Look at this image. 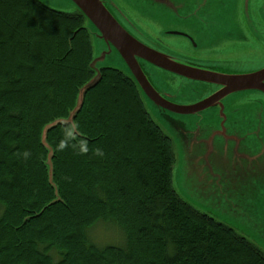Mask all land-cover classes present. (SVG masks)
Returning <instances> with one entry per match:
<instances>
[{
	"label": "trees",
	"instance_id": "trees-1",
	"mask_svg": "<svg viewBox=\"0 0 264 264\" xmlns=\"http://www.w3.org/2000/svg\"><path fill=\"white\" fill-rule=\"evenodd\" d=\"M87 22L77 8L0 0V264H264L177 194L171 139L128 74L91 66ZM71 124L85 155L57 150ZM98 223L117 244L93 243Z\"/></svg>",
	"mask_w": 264,
	"mask_h": 264
},
{
	"label": "rangeland",
	"instance_id": "rangeland-1",
	"mask_svg": "<svg viewBox=\"0 0 264 264\" xmlns=\"http://www.w3.org/2000/svg\"><path fill=\"white\" fill-rule=\"evenodd\" d=\"M41 1L55 10H76L70 0ZM126 1L130 0H121ZM165 1L167 8L163 3L150 9L145 7L149 0H135L133 6L123 5V13L141 30L145 29L140 24H149L152 31L160 34L167 26L186 30L196 41L198 38L201 40L195 48L187 44L182 49L181 43L185 40L174 35L163 36L169 42H175L169 44L167 52L177 60L187 63L192 59L191 63L197 69L221 72L234 68L229 63L246 65L247 56H258V51L263 53L260 47L257 51L249 49L246 39L241 40L245 46L238 49L233 45L225 49L215 44L233 40L231 35L236 27L264 26V0ZM247 6L257 8V13L249 10L243 16ZM161 7L165 9L160 10ZM171 8H174V21L166 25L163 22H170L168 9ZM86 26L91 33L95 69L111 67L128 73L117 51L99 36L89 22ZM205 32L208 34L203 35ZM205 39L206 42L203 41ZM228 50H233V53L229 55ZM260 62H263L262 66L264 57ZM152 73L150 81L154 88L176 105L199 101L216 87L187 79L184 83L177 76L171 75V78L157 69ZM246 92L249 99L258 96L245 90L241 94L229 93L221 99V110L213 106L192 114L162 111L147 98L144 105L151 119L173 144L172 185L177 194L193 208L229 226L264 252V107L243 106L242 95L247 96ZM88 235L98 246L115 245L119 240L112 225L105 223L94 225Z\"/></svg>",
	"mask_w": 264,
	"mask_h": 264
},
{
	"label": "water",
	"instance_id": "water-1",
	"mask_svg": "<svg viewBox=\"0 0 264 264\" xmlns=\"http://www.w3.org/2000/svg\"><path fill=\"white\" fill-rule=\"evenodd\" d=\"M41 1V0H39ZM74 6L86 17L99 36L110 44L119 54L127 67V72L139 88L143 101L145 98L158 106L162 111H170L178 114H192L205 108L213 107L229 93L243 90H259L264 92V68L253 73L229 75L211 70H201L172 60L165 55L156 52L133 39L112 16L101 0H70ZM42 2V1H41ZM43 3V2H42ZM94 59L91 66H94ZM149 65L161 71L170 72L186 79L217 84L222 88L209 97L190 105H176L158 93L152 85L150 77L145 75L141 67ZM146 65V67H147ZM125 73V72H124ZM96 75L85 89L91 88L97 81ZM218 107L222 108L219 104Z\"/></svg>",
	"mask_w": 264,
	"mask_h": 264
},
{
	"label": "flooded vegetation",
	"instance_id": "flooded-vegetation-1",
	"mask_svg": "<svg viewBox=\"0 0 264 264\" xmlns=\"http://www.w3.org/2000/svg\"><path fill=\"white\" fill-rule=\"evenodd\" d=\"M104 4V6L108 9V11L112 14V16L117 20V22L119 23V25L128 32V34L135 39L137 42H139L140 44H143L144 46L159 52L163 55H165L166 57L172 59V60H176L182 64H186L189 65L191 67H194L195 65H193L191 63L192 59H188L189 62L184 63L181 62L179 60H177L175 57H172V54H170L169 52H167V48L170 45L175 44V42H169L165 37L163 36H168V35H174L176 37L181 38V40H185L184 43H181L182 45V49L183 46L187 47V44L190 45L191 47H196L198 41L201 42V40L198 38V41H196L193 37V35L191 33H189L186 30L183 29H171L170 27L164 26L165 29H163L161 31V33H157L155 31H152L150 29V25L149 24H140V26H142L145 30H141L137 27V24L134 23V21H132V19L125 15L123 13V10H125V8H123V5L125 4H129L131 6H133L135 4V0H130V1H126V2H121V0H101ZM150 2L145 6V7H149L150 9H155L156 5H163V3H165V7L167 8V2L165 0H149ZM174 4H176V2H174ZM248 4V3H247ZM165 8L161 7L160 10H163ZM169 13H170V22H163L166 25H170L171 22L174 21V17H173V10L174 8L168 9ZM251 11L252 13L254 12L255 14L257 13V8H250V7H246V9H244V14L242 12V15H246V11ZM241 15V16H242ZM156 25V24H154ZM208 34V32L203 33V35ZM211 34V32H210ZM162 36V37H161ZM231 38L233 40H224V41H217L219 44H215V46H223L225 47V49L227 48V46L233 45L234 49H238V48H243L245 45L241 43L242 39H246L249 41L248 47L251 50H255L257 51V47H260L263 51V53L258 51V56L257 55H250L247 56L245 58V64L246 65H242L240 63H229V66H233L234 68H230L228 71H221L220 73H224V74H229V75H238V74H248V73H253L256 72L258 70H261L262 68H264V64L261 66V64L263 63H258V61H260V59H262L264 57V26H260V25H256L254 26L253 24H251V27L249 28L248 26H245V28L243 27H236V29L233 32V35H231ZM180 40V42H181ZM204 42H206V39L203 40ZM216 41H214L215 43ZM230 53H233V50H228V54L230 55ZM228 55V57H229ZM262 56V57H260ZM187 58H191L188 57ZM186 59V58H183ZM187 60V59H186ZM144 62H141V67L143 69V71L145 72V75L147 77H150V72L151 70L153 71V69H157V68H152L149 65H144ZM228 64V63H227ZM160 70V69H157ZM161 71V70H160ZM211 71H216L217 70H211ZM164 73H166L169 77L172 78L171 75H175L178 78L182 79L179 81H183L184 79H186L183 76H179L170 72H166L163 71ZM189 80V79H187ZM193 81V80H190ZM196 82V81H195ZM198 82V81H197ZM186 83V82H184ZM204 83V82H203ZM264 83V82H263ZM210 84V83H208ZM211 85H215L216 87L209 92L207 95H205L201 100L209 97L210 95H213L214 93H216L217 91H219L222 86L217 85V84H211ZM245 91H251L250 94L252 95H258L257 97H252L249 99V94L247 93V96L242 95L243 100L241 101L243 103V106H252V105H256L258 106V108H263L264 107V92L259 91V90H245ZM236 93V92H234ZM238 93H242V91H238ZM245 99V100H244ZM199 100V101H201ZM199 101H196L194 103H197ZM247 101V102H246ZM191 103V104H194ZM219 104H221V100L216 103L215 106H218ZM222 105V104H221Z\"/></svg>",
	"mask_w": 264,
	"mask_h": 264
},
{
	"label": "clouds",
	"instance_id": "clouds-1",
	"mask_svg": "<svg viewBox=\"0 0 264 264\" xmlns=\"http://www.w3.org/2000/svg\"><path fill=\"white\" fill-rule=\"evenodd\" d=\"M79 131L77 124H71L63 128L62 138L57 144V150H64L65 148H71L77 155H85L89 152L88 141L86 138L77 137L76 133ZM92 153L103 158L105 153L102 146H97L92 149ZM27 155V152L25 153Z\"/></svg>",
	"mask_w": 264,
	"mask_h": 264
}]
</instances>
